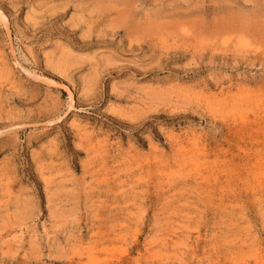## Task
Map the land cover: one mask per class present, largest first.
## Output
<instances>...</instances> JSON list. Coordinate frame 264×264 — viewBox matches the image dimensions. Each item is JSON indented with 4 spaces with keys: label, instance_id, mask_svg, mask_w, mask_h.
I'll use <instances>...</instances> for the list:
<instances>
[{
    "label": "rangeland",
    "instance_id": "rangeland-1",
    "mask_svg": "<svg viewBox=\"0 0 264 264\" xmlns=\"http://www.w3.org/2000/svg\"><path fill=\"white\" fill-rule=\"evenodd\" d=\"M0 264H264V0H0Z\"/></svg>",
    "mask_w": 264,
    "mask_h": 264
}]
</instances>
